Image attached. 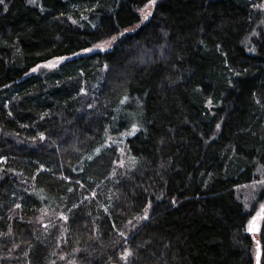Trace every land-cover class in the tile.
<instances>
[{
	"label": "trees",
	"instance_id": "trees-1",
	"mask_svg": "<svg viewBox=\"0 0 264 264\" xmlns=\"http://www.w3.org/2000/svg\"><path fill=\"white\" fill-rule=\"evenodd\" d=\"M262 4L4 0L0 264H264Z\"/></svg>",
	"mask_w": 264,
	"mask_h": 264
},
{
	"label": "rangeland",
	"instance_id": "rangeland-1",
	"mask_svg": "<svg viewBox=\"0 0 264 264\" xmlns=\"http://www.w3.org/2000/svg\"><path fill=\"white\" fill-rule=\"evenodd\" d=\"M145 10H146V8H144L142 10V12L144 13ZM103 45H105V44H103ZM63 61H64V59L53 60V61L46 63L44 67L47 69H51L53 67H49L48 66L49 64H53V65H55L54 67H56ZM37 70L38 69H35V71H37ZM111 144H114L116 146V148L118 149V151H117L118 157L115 161V164L120 166V167H124L126 165L132 167V165L134 164V161L127 155L125 147H123V145H122V138L121 137L120 138L119 137H116V138L109 137L106 145L109 146ZM259 181H264V179L262 178L256 182H254V183L245 184V185L240 186L238 188V194L247 203L248 208L252 209V208H255V206H256V210L254 211V214L250 218L249 222L260 211V205L264 204V198H263L264 192H263V195L261 196V198L258 196V194H260V192L262 190H264V185L258 183ZM41 213H43L41 215L42 218L40 219L41 220L40 221L41 228L47 227L48 225H51V219L50 218H51L52 214L50 213V211H47V209L44 208ZM58 217H60L62 220H64L63 217H65V214L61 212L58 214ZM261 221L262 220L257 222L259 228H260ZM249 222L247 224V229L249 226ZM254 234L257 235L258 232H254ZM122 261L125 262L124 260H122ZM27 264H29V263L27 262Z\"/></svg>",
	"mask_w": 264,
	"mask_h": 264
},
{
	"label": "snow or ice",
	"instance_id": "snow-or-ice-1",
	"mask_svg": "<svg viewBox=\"0 0 264 264\" xmlns=\"http://www.w3.org/2000/svg\"><path fill=\"white\" fill-rule=\"evenodd\" d=\"M3 3H4V0H0V4H3ZM29 3L35 4L36 3V0H29ZM156 3H157V0H150V6H154ZM254 7H257L258 9H264V4H262V5H254ZM150 15H151V12H148L147 14L144 15L143 19L144 20H148V18H149ZM73 22L75 23V21H73ZM105 43H107V44L110 45V42H105ZM98 47H99V45H98ZM91 50L92 49H86V51H91ZM48 66L49 67H54L55 65L49 64ZM33 71H35V69ZM126 99H127V97H125V100ZM123 102L124 101H122V103ZM217 128H219V125H217ZM137 130L138 129L134 125L132 131L130 133H128V135H134ZM40 139L42 140V139H44V137L41 136ZM99 151L100 150L97 149V153H99ZM92 158L93 157H91V156L88 157V159H92ZM258 183L264 185V181H259ZM173 203H175V201H173ZM17 207H20V205H17ZM63 219L64 220H67L68 218L67 217H63ZM142 219L147 220V219H149V217L146 214L144 217H142ZM260 220H264V204L260 205V211L249 222V226H248V229L247 230L249 232H258V231H260V228H259L258 223H257ZM120 235L123 236L124 234L123 233H120ZM132 255H133V253H132V251L130 249H125L123 251V253L121 254V256H120V259L121 260H124L125 261V264H127L128 258L131 257ZM255 259H256V264H261V250H260V242L259 241H257V252H256Z\"/></svg>",
	"mask_w": 264,
	"mask_h": 264
},
{
	"label": "water",
	"instance_id": "water-1",
	"mask_svg": "<svg viewBox=\"0 0 264 264\" xmlns=\"http://www.w3.org/2000/svg\"><path fill=\"white\" fill-rule=\"evenodd\" d=\"M110 264H120V263H110ZM255 264H256V261H255Z\"/></svg>",
	"mask_w": 264,
	"mask_h": 264
}]
</instances>
